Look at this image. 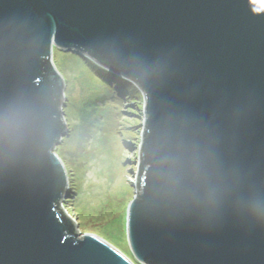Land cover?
Masks as SVG:
<instances>
[{
	"label": "water",
	"instance_id": "1",
	"mask_svg": "<svg viewBox=\"0 0 264 264\" xmlns=\"http://www.w3.org/2000/svg\"><path fill=\"white\" fill-rule=\"evenodd\" d=\"M53 48L141 93L133 260L264 264V0H0V264H134L60 206Z\"/></svg>",
	"mask_w": 264,
	"mask_h": 264
},
{
	"label": "rangeland",
	"instance_id": "2",
	"mask_svg": "<svg viewBox=\"0 0 264 264\" xmlns=\"http://www.w3.org/2000/svg\"><path fill=\"white\" fill-rule=\"evenodd\" d=\"M52 61L64 82L66 132L54 149L67 178L60 206L79 236L95 234L134 262L125 212L135 192L141 93L86 56L53 48Z\"/></svg>",
	"mask_w": 264,
	"mask_h": 264
},
{
	"label": "trees",
	"instance_id": "3",
	"mask_svg": "<svg viewBox=\"0 0 264 264\" xmlns=\"http://www.w3.org/2000/svg\"><path fill=\"white\" fill-rule=\"evenodd\" d=\"M130 256H131V255H130ZM134 264H136L135 261H134Z\"/></svg>",
	"mask_w": 264,
	"mask_h": 264
},
{
	"label": "bare ground",
	"instance_id": "4",
	"mask_svg": "<svg viewBox=\"0 0 264 264\" xmlns=\"http://www.w3.org/2000/svg\"><path fill=\"white\" fill-rule=\"evenodd\" d=\"M120 77V76H119ZM120 78H122V77H120Z\"/></svg>",
	"mask_w": 264,
	"mask_h": 264
}]
</instances>
